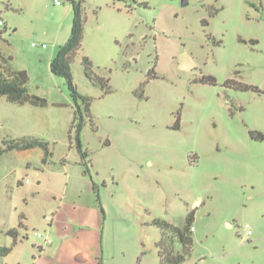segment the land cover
Segmentation results:
<instances>
[{"label":"rangeland","instance_id":"1","mask_svg":"<svg viewBox=\"0 0 264 264\" xmlns=\"http://www.w3.org/2000/svg\"><path fill=\"white\" fill-rule=\"evenodd\" d=\"M72 1L0 0V52L46 100L1 96L0 139L31 136L50 151L45 163L40 147L0 155V245L11 243L5 231L20 214L26 227L0 264H34L39 245L66 236L101 237L104 264H136L140 252L139 264H160L150 220L180 225L190 210L193 246L180 264H264V92L223 86L233 77L264 91V0H82L71 71L90 98L89 114L78 100L86 176L70 130L75 104L49 66L68 39ZM82 55L109 93L86 79Z\"/></svg>","mask_w":264,"mask_h":264},{"label":"trees","instance_id":"2","mask_svg":"<svg viewBox=\"0 0 264 264\" xmlns=\"http://www.w3.org/2000/svg\"><path fill=\"white\" fill-rule=\"evenodd\" d=\"M253 4V3H252ZM73 17L70 27V33L67 41L61 45L56 55L50 60V72L53 75L64 78L67 88L70 92V96L75 104L73 121L71 122L70 130L74 129L76 147L80 153L81 160L79 164L84 165V173L87 172V163L84 158L87 156V152L81 150V142L79 133L83 125V116L81 108L78 104V100L82 103L84 111L89 114L90 110V98L81 94L73 82V76L71 71V63L74 56L81 49V42L83 37V28L85 21V14L82 8V0L72 1L71 4ZM2 27L0 29V38L5 31L4 22L0 16ZM206 24V21H204ZM255 41H252V43ZM11 57H6L0 52V97L3 96L8 102L18 105L28 103L33 106H44L46 100L43 97H39L36 94L29 92L28 73L24 69H13L9 62ZM83 65V73L86 79L93 84H98L103 90V94L109 93L110 87L107 84L108 79L99 77L92 72V62L86 56L81 57ZM147 75L151 77H157L153 67L148 71ZM202 83L215 84V78L213 76H202L199 79ZM223 86L226 88L236 89L240 91L252 90L254 92L263 93L264 91L257 86L240 82L233 77L227 78L223 82ZM78 117L79 122L75 123V119ZM174 129L179 128V119L174 122ZM249 134L253 138L263 139L261 132L249 131ZM40 147L43 150L42 162L45 163L47 157L50 155L48 144L41 139L23 136L19 138H7L0 139V155L6 151L11 150H28L31 148ZM97 201L98 197H97ZM102 211V209H101ZM194 218V211L187 212L184 221L180 225H176L165 218H153L150 220V224L155 226L159 230V238L155 241L154 246L157 251L160 264H180L187 257L190 256L193 246L192 238V222ZM24 216L19 215L18 223L16 226L11 227L5 231V234L11 237V243L7 246L0 245V256H5L11 252V250L17 245L20 240V230L26 229L23 222ZM140 257L136 258V264H139Z\"/></svg>","mask_w":264,"mask_h":264},{"label":"crops","instance_id":"3","mask_svg":"<svg viewBox=\"0 0 264 264\" xmlns=\"http://www.w3.org/2000/svg\"><path fill=\"white\" fill-rule=\"evenodd\" d=\"M80 160H81V156H80ZM84 160H86V158H84ZM87 174H89L88 166L86 173H84L82 170V175L86 176ZM18 183H23V181H18ZM97 186L98 184L92 181V189L94 192H96V195H98ZM98 207L100 208V210L102 209L99 201H98ZM98 224H99V220L97 219V221H95L93 225L95 228H97ZM91 231L94 232V230ZM82 232L83 231H80V235L82 234ZM21 238L23 239L26 237L21 233L19 242H21ZM75 239L79 241V246L76 247L74 246ZM48 243L51 244L52 241ZM102 256L104 257V250H103L101 237L100 240H97L94 238L89 239L88 237L69 238V236H66V238L60 240V243L55 248L49 247V245H46L45 247L39 245L38 257L33 258V260H35L34 264H38L40 260H43L42 262H40V264H45V262H48L47 264H104L103 261L104 259L102 260Z\"/></svg>","mask_w":264,"mask_h":264},{"label":"built area","instance_id":"4","mask_svg":"<svg viewBox=\"0 0 264 264\" xmlns=\"http://www.w3.org/2000/svg\"><path fill=\"white\" fill-rule=\"evenodd\" d=\"M57 3H58V1H57ZM0 24H2V21H0ZM32 46H37V45H36V43L32 42ZM41 46L44 47L45 45L42 44ZM244 228L246 231V235H250L252 233L250 226L247 223L245 224ZM191 229L193 230V227H191ZM37 236L40 238H43L44 243L50 242V239L47 235H42L41 233H37Z\"/></svg>","mask_w":264,"mask_h":264}]
</instances>
